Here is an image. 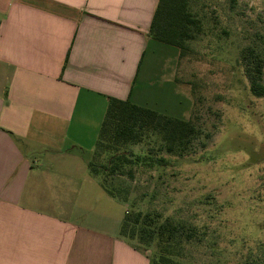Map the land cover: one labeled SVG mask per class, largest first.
I'll list each match as a JSON object with an SVG mask.
<instances>
[{
    "label": "crops",
    "instance_id": "1",
    "mask_svg": "<svg viewBox=\"0 0 264 264\" xmlns=\"http://www.w3.org/2000/svg\"><path fill=\"white\" fill-rule=\"evenodd\" d=\"M158 2L0 0V264H150L88 163L110 98L150 108Z\"/></svg>",
    "mask_w": 264,
    "mask_h": 264
},
{
    "label": "rangeland",
    "instance_id": "2",
    "mask_svg": "<svg viewBox=\"0 0 264 264\" xmlns=\"http://www.w3.org/2000/svg\"><path fill=\"white\" fill-rule=\"evenodd\" d=\"M190 5L202 29L191 50L181 56L176 47L154 43L153 71L137 88L148 107L192 120L201 135L182 158L160 150L157 135L128 146L135 156L151 153L155 162L163 157L167 163L136 166L133 179L114 183L128 202L92 209L114 217L159 213L196 226L202 240L186 247L176 258L180 264H253L264 252V97L251 94L237 60L246 46L264 49V0ZM93 180L100 188V178ZM139 248L149 258L156 254Z\"/></svg>",
    "mask_w": 264,
    "mask_h": 264
},
{
    "label": "trees",
    "instance_id": "3",
    "mask_svg": "<svg viewBox=\"0 0 264 264\" xmlns=\"http://www.w3.org/2000/svg\"><path fill=\"white\" fill-rule=\"evenodd\" d=\"M201 30V20L191 10L190 0H159L150 28V37L154 41L176 47L184 56ZM237 62L244 69L251 94L264 97V49L246 46L241 49ZM155 135L162 141L160 150L182 158L193 151L201 130L190 119L172 117L130 100L109 99L88 163L91 174L100 178L101 186L109 196L128 202V194H124L127 192L117 187L115 181L125 177L133 179L136 166L154 162L163 167L167 163L163 157L155 162L151 153L142 157L127 150L128 146L140 145ZM120 236L137 248L154 249L156 254L149 258L150 264H180L176 258L186 247L202 240L196 226L182 220L163 219L161 214L150 212H127ZM253 264H264V252Z\"/></svg>",
    "mask_w": 264,
    "mask_h": 264
}]
</instances>
